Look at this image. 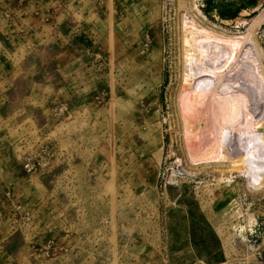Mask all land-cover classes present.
<instances>
[{"label": "rangeland", "instance_id": "374dc122", "mask_svg": "<svg viewBox=\"0 0 264 264\" xmlns=\"http://www.w3.org/2000/svg\"><path fill=\"white\" fill-rule=\"evenodd\" d=\"M247 1L0 0V207L13 189L33 218L0 220L10 264H264V188L234 171L247 151L264 162V0ZM192 21L243 44L189 85ZM185 89L237 106L226 139L186 132ZM42 150L48 167L25 174Z\"/></svg>", "mask_w": 264, "mask_h": 264}, {"label": "bare ground", "instance_id": "6f19581e", "mask_svg": "<svg viewBox=\"0 0 264 264\" xmlns=\"http://www.w3.org/2000/svg\"><path fill=\"white\" fill-rule=\"evenodd\" d=\"M190 3L193 4V2ZM195 9L193 11H195ZM196 11L199 12L197 9ZM193 21L188 24L186 23L184 26L185 30L183 28L184 31L181 40L184 59L187 61L188 66L190 65V69L188 68L189 71L186 70L183 75L184 83L188 84L191 83L194 77L200 78L205 72L221 75L234 63L243 44L242 33H229L223 30L217 31L216 25V29L213 30L211 28L212 30L209 31V29L202 28L204 26L199 28L200 25H195ZM205 61L211 62L212 66L207 68ZM251 67L255 68L254 65ZM254 72L256 71L254 70ZM257 78L264 83L261 77ZM228 89L230 90L231 88ZM186 90L187 89L184 90L186 93L180 100L181 107L183 108V115L190 121L186 122V132L192 133V131L197 130L199 127H208L214 124L215 128L213 130L218 134V139H222L223 137L226 139L229 129L231 128V123L229 121L227 122V113L228 110H234L237 106L224 98H221L218 102L210 101L201 98L200 93L197 94ZM231 94L232 93H230V95ZM232 97L236 96L233 94ZM261 141L264 142V136ZM216 143L217 145L215 144L213 149L218 153L222 152L224 149L223 140H217ZM218 144H221L220 147ZM212 152L213 151H210L209 154ZM255 152L253 150L247 151L243 159H239L234 163V167L237 165L234 171L243 173L246 176L248 175L249 183L262 189L264 188V162L262 165H258L254 161L255 156L253 157V155ZM226 160L225 158L222 161Z\"/></svg>", "mask_w": 264, "mask_h": 264}, {"label": "built area", "instance_id": "2783aa9c", "mask_svg": "<svg viewBox=\"0 0 264 264\" xmlns=\"http://www.w3.org/2000/svg\"><path fill=\"white\" fill-rule=\"evenodd\" d=\"M66 112L64 105L56 106L53 109L55 117H60ZM45 150L35 151L25 155L22 162V169L27 175H38L44 172L50 162L49 154L45 153ZM32 210L25 206L20 198L16 195L13 189H9L5 192L2 199V208L0 209V220L11 223V232L26 233L29 225L32 222ZM47 256L57 252V248L54 244L49 243L47 249L42 250ZM1 260L4 262L1 263ZM12 261L11 256L7 254V250L0 247V264H10Z\"/></svg>", "mask_w": 264, "mask_h": 264}, {"label": "trees", "instance_id": "16d2710c", "mask_svg": "<svg viewBox=\"0 0 264 264\" xmlns=\"http://www.w3.org/2000/svg\"><path fill=\"white\" fill-rule=\"evenodd\" d=\"M256 4H257L256 0H248L247 2H242V3H240V7L238 9V12H240L241 10H245V9L255 7ZM236 16H233L232 18H234ZM254 16H255V14L252 15V17H254Z\"/></svg>", "mask_w": 264, "mask_h": 264}, {"label": "crops", "instance_id": "0c3cea01", "mask_svg": "<svg viewBox=\"0 0 264 264\" xmlns=\"http://www.w3.org/2000/svg\"><path fill=\"white\" fill-rule=\"evenodd\" d=\"M257 1V0H256ZM257 4H258V1H257ZM257 4H256V6H257ZM255 6V7H256ZM255 7H252V8H249V9H245V10H243V11H248V10H250V9H254ZM251 16V15H250ZM252 18V17H251ZM17 195V194H16ZM2 208V201H1V207H0V209ZM260 225H261V227L259 228L260 230H263V228H264V219L263 220H261V223H260ZM19 237V236H21V235H18V234H16V235H13V236H10L9 237V241L8 242H10L11 241V239H14V238H16V237Z\"/></svg>", "mask_w": 264, "mask_h": 264}]
</instances>
